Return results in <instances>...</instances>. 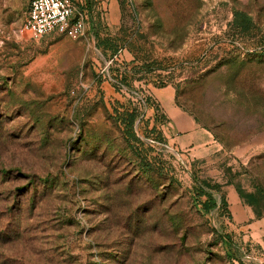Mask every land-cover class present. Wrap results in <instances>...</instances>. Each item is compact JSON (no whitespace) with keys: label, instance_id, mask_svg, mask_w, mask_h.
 <instances>
[{"label":"rangeland","instance_id":"rangeland-1","mask_svg":"<svg viewBox=\"0 0 264 264\" xmlns=\"http://www.w3.org/2000/svg\"><path fill=\"white\" fill-rule=\"evenodd\" d=\"M29 1L0 0V264H264V199H228L264 194V0L107 1L75 39L16 35ZM161 89L210 156L168 144Z\"/></svg>","mask_w":264,"mask_h":264},{"label":"crops","instance_id":"crops-1","mask_svg":"<svg viewBox=\"0 0 264 264\" xmlns=\"http://www.w3.org/2000/svg\"><path fill=\"white\" fill-rule=\"evenodd\" d=\"M79 11L84 12L86 16L87 29L91 27L92 30L97 29L96 20L102 16L101 8H105L106 2L110 7V18L119 23L120 21V7L118 0H74ZM94 1L96 2L94 4ZM17 32L16 35H22ZM94 35L90 36L94 43ZM155 97L159 101V105L167 118L164 125L163 136L169 145L180 152L189 153L191 157L207 158L213 151V135L205 128L199 126L197 121L191 114L183 110L175 103L174 93L171 89L160 90L156 92ZM188 151V152H187ZM183 154V155H184ZM228 199L230 203L236 205L240 204L239 196H233V189L230 188ZM239 201V202H238ZM246 205V204H245ZM239 207L237 215L239 220L253 217V210L249 206ZM233 214V211H232ZM264 225V218L256 224L257 230ZM264 236V231L261 232Z\"/></svg>","mask_w":264,"mask_h":264},{"label":"built area","instance_id":"built-area-1","mask_svg":"<svg viewBox=\"0 0 264 264\" xmlns=\"http://www.w3.org/2000/svg\"><path fill=\"white\" fill-rule=\"evenodd\" d=\"M54 30L74 39L83 37L87 30L84 12L78 10L74 0H30L18 32L39 38Z\"/></svg>","mask_w":264,"mask_h":264},{"label":"trees","instance_id":"trees-1","mask_svg":"<svg viewBox=\"0 0 264 264\" xmlns=\"http://www.w3.org/2000/svg\"><path fill=\"white\" fill-rule=\"evenodd\" d=\"M118 3L120 7V12L123 14L124 12L123 0H118ZM232 21L234 25L236 27H239L242 31L249 30L252 25L251 18L245 12L238 11V10L233 12ZM123 114H124V117H123L124 118L123 119L124 132H125L126 138L137 137L135 134V130H134V122L137 118V111L135 110V108H132L130 110H125ZM150 139L153 140L150 142L151 146H154L156 142L158 143L164 142L162 136L158 138L152 137ZM201 191H203L202 192L203 194H206L208 197H211L210 193L208 192L206 193L204 190H201ZM236 191L238 193V196L242 198L245 201V203H247L253 208L255 215L259 216L260 211L258 210V208L260 205V201L264 199V194L262 193L261 189L258 187L256 189V192H246L242 188L237 186Z\"/></svg>","mask_w":264,"mask_h":264}]
</instances>
